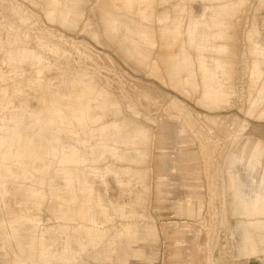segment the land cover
Returning <instances> with one entry per match:
<instances>
[{
    "label": "rangeland",
    "instance_id": "obj_1",
    "mask_svg": "<svg viewBox=\"0 0 264 264\" xmlns=\"http://www.w3.org/2000/svg\"><path fill=\"white\" fill-rule=\"evenodd\" d=\"M46 1L0 0V128L12 129L0 130V192L9 220L38 222L51 245L48 264L72 256L76 264H173L192 256L191 264L264 261L261 244L245 243L247 222L264 221V210L248 216L234 193L238 187L248 195L251 169L232 161L241 157L242 141L264 149V91L252 83L260 58L251 42L257 34L250 33L264 37V0L226 1L222 10L224 27L211 42L221 51L207 52L231 67V92L221 104L201 101V82L194 91L172 85L168 74L190 11L198 16L217 5L64 0L72 16L61 22L45 16ZM125 124L146 131V141L139 148L116 144V156L105 154L102 145ZM162 140L166 167L158 157ZM140 150V160L129 159ZM22 169L36 180L11 178ZM29 189L40 195L27 198ZM182 199L188 208L175 209ZM196 201L200 210L191 213L188 204ZM84 229L100 239L97 246L85 243ZM20 239L30 236L21 232Z\"/></svg>",
    "mask_w": 264,
    "mask_h": 264
},
{
    "label": "bare ground",
    "instance_id": "obj_2",
    "mask_svg": "<svg viewBox=\"0 0 264 264\" xmlns=\"http://www.w3.org/2000/svg\"><path fill=\"white\" fill-rule=\"evenodd\" d=\"M194 1L208 2L209 6H217H214V8H204L198 16L193 15V13H191L190 11L185 29V34L187 36L186 41L182 43L178 54H174L173 56L168 57V68L170 69L168 71V74L171 77L172 85L178 86L180 84H188L194 91L197 90L199 82H201V101L205 103L221 104L227 99L231 92L230 88L227 85V82L230 81L229 74L231 72L229 71L231 67L230 65H227L225 63V60H223L222 58L209 56L207 55V52L213 51L216 53H220L221 50L219 48L221 47L217 46L218 48H213L211 42H214V38L219 35L218 31L224 27L222 21L225 16V12H223L222 10L223 8L230 6V4H228L226 1L230 2L232 5L236 3L234 2V0H214L221 2L220 5L215 4L214 2H212V0ZM161 2L165 3L167 1L162 0ZM44 12L45 16L50 21L57 18L61 22H67L70 18V15L72 16L71 12L69 11V7L64 0H47L45 3ZM109 16L110 15L107 16L108 22H111L112 24L114 19ZM168 18L169 16L166 13H163L161 16L162 20H167ZM138 28L142 29L140 25H138ZM176 31L177 26L175 24L172 29L169 30V33L170 35L173 34L174 36ZM250 33H252L253 35L257 34V37H254L251 42L254 45H258L256 47L255 53H257L260 58V60L254 59L253 61L252 67L255 72V79L252 81V83L254 85H261V91H264V37L261 36V33L257 29L250 30ZM134 49L135 45H131L128 51L133 52ZM189 49H191L192 53L194 51V56H191ZM28 58H30V56ZM106 100L107 99L105 98V101ZM108 101L109 100H107V102ZM256 103V101H252L251 99L250 106L252 104V107H255L254 104ZM97 104L98 105L96 106H100V104H103V102L99 103L98 101ZM104 104L106 103L104 102ZM92 110L91 112H93ZM61 112L62 110L58 109H55V111L53 112V114L57 115L59 124H63V114H61ZM88 120L90 122L93 120V116L91 114L88 115ZM47 123H52V121L50 120ZM6 127V125L2 126L0 130H6L9 135H11L10 130L12 129ZM9 135H6L5 133V136L7 138ZM144 141H146V131L141 128H132L128 124H125L124 129L121 132L115 131L114 135L108 136L107 142L104 143L102 141L100 142L101 144H99V146L104 143L102 145L104 153L113 154L116 156V144L128 146L131 148H139L137 147V145L143 144ZM161 143L164 145V148L160 151V155L158 157L160 159L161 166L166 167V164L164 166V162L167 159L165 144L163 140L161 141ZM2 146L3 142L2 140H0V148H2ZM237 150H241V157L239 158L238 156L234 155L232 161L234 163H239L241 166L249 167L251 169V173L249 178L250 188L248 195L245 197V193H243L241 189L236 187L234 192L235 198H237V203L243 207L245 213L248 216H256L260 209L264 210V149H260L258 144L255 142L250 143L242 141V144L237 146ZM97 151H100V149H98ZM136 153L137 156L135 158L129 157V159L140 160L142 158V151H136ZM4 162L5 161L3 159H0V171L5 166ZM27 174L28 172L22 169L18 173H11V178L15 181L23 180L27 177L30 178V180H36L33 174H28L29 176ZM160 179L163 180L162 175H160ZM230 181L232 185L234 184V182H236L235 177L231 174ZM26 191L27 198L29 199H31L33 196L40 195V190L37 189H29ZM65 191H67L66 188ZM1 198L2 195L0 192V264H35L34 262L36 259H41V262L43 264H48L45 259L51 256V245L44 243V237L43 235H41V228L38 222H31L29 220L15 223L11 222V220H9L7 214L5 213L6 210L3 207V199ZM183 202L184 199L178 200L176 205L182 204ZM188 205L190 212H194L195 205L193 203H189ZM186 208L188 207L186 206L184 209ZM247 224L250 227L245 231V243L252 244L251 247H256L255 244L257 243L261 244L262 248H260L258 251L264 254V221L259 218L257 220L248 221ZM251 227H254L256 229ZM62 228H64L65 230H72L65 225H63ZM79 229L81 228H77V230ZM21 232H25L26 234H28L30 236V239L26 241L20 239ZM257 234L258 239L254 240V237ZM86 242H88L89 244L94 243L95 246H97V244H99L100 242V239L96 238V241L93 243L89 242V240H86L85 243ZM80 243L81 242L79 241V246L81 247ZM251 253L253 254V256L254 254H256L254 251ZM75 260L76 259L73 256L67 257L66 262L67 264H76ZM255 260L256 262L253 263L264 264V261L259 257H255Z\"/></svg>",
    "mask_w": 264,
    "mask_h": 264
},
{
    "label": "crops",
    "instance_id": "obj_3",
    "mask_svg": "<svg viewBox=\"0 0 264 264\" xmlns=\"http://www.w3.org/2000/svg\"><path fill=\"white\" fill-rule=\"evenodd\" d=\"M189 203H192V202H189ZM193 204L195 205V208H194V212H192V213H195V212H197V211L200 210V203H198V201H196V202H193ZM182 206H183V204H179V205H175L174 207H175V209H184L186 207V206H184V207H182ZM119 210L122 211L123 208H121ZM183 228L186 229L187 227L184 226ZM84 230L86 231V233H85V240H89V242H91V243L95 242L97 237L96 236L95 237L94 236L92 237V235L89 233V230H87V229H84ZM138 235L139 234H136V232H132V234L130 236H134L135 237V236H138ZM176 238L179 241V236L176 237ZM136 245L138 246V245H140V243L139 244H136ZM137 250H139V248H137ZM140 255H141V252H137V257H139ZM194 262H195V260H194V258L192 256V257H190V260L187 259V260H184V261L182 260L181 261V259L180 260L177 259L176 261H174L173 264H191V263H194Z\"/></svg>",
    "mask_w": 264,
    "mask_h": 264
}]
</instances>
